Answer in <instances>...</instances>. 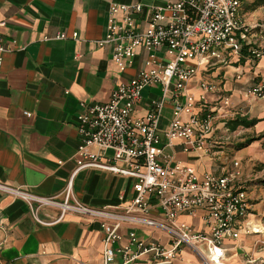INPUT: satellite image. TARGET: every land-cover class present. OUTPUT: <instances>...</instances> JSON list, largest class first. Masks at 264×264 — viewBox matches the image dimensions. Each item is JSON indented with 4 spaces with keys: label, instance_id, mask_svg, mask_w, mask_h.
Segmentation results:
<instances>
[{
    "label": "crops",
    "instance_id": "obj_1",
    "mask_svg": "<svg viewBox=\"0 0 264 264\" xmlns=\"http://www.w3.org/2000/svg\"><path fill=\"white\" fill-rule=\"evenodd\" d=\"M136 1L0 0V37L7 48L0 71L1 185L36 197H57L61 202L73 179V193L82 204L118 212H124L137 196L136 179L95 168L75 174L73 159L80 145L77 127L83 107L109 102L117 87L130 81L143 67L144 51H140L132 67L119 69L112 59V47L99 46L106 37L110 6ZM168 1L159 0L157 4ZM249 2L241 10L244 19V8ZM60 35L66 38H59ZM227 59V65L200 66L188 86L197 101L202 81L218 87L209 97V109L219 110L223 102L220 100H229L227 107L222 106L224 114L217 113L205 152L187 153L179 141L163 149L164 155L194 167L199 175L221 176L237 169L245 174L264 163V149L259 155L255 152L262 148V141L239 150V140L233 138L239 128L233 131L227 126L240 117L258 120L255 126L240 129L257 136L264 133V98L248 95L252 86L264 80V56L251 67L248 60L240 62V56ZM159 100V86L145 89L133 116L145 117ZM173 106L170 99L164 102L161 132L172 119ZM255 173L254 179L245 180L252 206L249 222L254 217L255 229H262L254 236L243 233L237 241L224 243L225 256L231 264H239V256L247 257V253L264 258V200L257 203L259 194H264V185L258 182L264 172ZM60 216L56 208H41L38 218L53 223L42 225L21 197L0 191V264H103L102 222L73 213L58 221ZM150 216L163 219L156 208ZM179 222L207 230L202 210L181 215ZM130 230L141 239L170 244L168 235L161 231L130 225L121 228L123 234ZM137 264H149L148 258L143 257ZM173 264L203 263L192 251L184 249Z\"/></svg>",
    "mask_w": 264,
    "mask_h": 264
},
{
    "label": "built area",
    "instance_id": "obj_2",
    "mask_svg": "<svg viewBox=\"0 0 264 264\" xmlns=\"http://www.w3.org/2000/svg\"><path fill=\"white\" fill-rule=\"evenodd\" d=\"M151 1L110 6L106 37L99 46L112 47V59L119 69L132 67L140 51L146 57L143 67L117 87L109 102L83 107L77 127L80 145L73 157L75 174L95 168L136 179L137 196L124 212H118L82 204L73 193V179L61 202L57 197H36L1 184L0 191L21 197L42 225L53 224L38 218L40 209L47 207L60 210L58 221L70 213L100 220L103 264H137L143 257L149 264H173L184 249L204 264H221L227 240L237 241L242 233H260L255 227L247 229L252 206L245 182L238 183L240 173L236 170L221 176L199 175L194 167L164 155L163 149L177 141L187 153L207 149L217 113L224 114L222 106L227 107L229 100L221 99L219 110L209 109V97L218 87L202 81L198 103L188 86L200 66L227 65V57H239L246 42L257 44L241 14L243 5L251 0H170L164 5ZM258 47L253 54L260 60L264 50ZM6 52L0 37V71ZM254 63L248 60L250 67ZM152 86L160 87L161 102L145 117L135 118L133 112L143 91ZM248 95L264 98V80L252 86ZM169 99L174 101L173 116L161 132V114ZM154 208L163 219L151 218ZM199 210L204 211L206 232L179 222L181 215H194ZM124 225L161 231L168 235L170 244L141 239L134 230L123 234Z\"/></svg>",
    "mask_w": 264,
    "mask_h": 264
},
{
    "label": "rangeland",
    "instance_id": "obj_3",
    "mask_svg": "<svg viewBox=\"0 0 264 264\" xmlns=\"http://www.w3.org/2000/svg\"><path fill=\"white\" fill-rule=\"evenodd\" d=\"M259 2H260V0H251L248 3V5L244 8V15H245V24L250 28L251 35H252V37H254L253 39H255L257 45L260 46L264 50V0H263V3H261L260 5H257L254 10H251L249 8L250 6H252L256 3H259ZM257 99H263V98H257ZM211 101H214V100H211ZM233 134H234L233 138L235 139L236 142L239 140V143L244 142L247 138L257 136L256 134H252V133L249 134V132H247L243 129H240V128H239V132H236ZM261 149H264L263 146H262V148H258L255 151L257 155L262 153ZM236 171L240 173L238 183H244L245 180L250 181V180L254 179L253 175L256 174L255 173L256 166H253L252 168H250V171L245 172V174H244V171L242 169H240V170L237 169ZM261 175H262L261 177L264 178V174L262 173ZM244 184H246V182ZM256 190L258 191V189H256ZM263 195L259 194V198H257L258 199L257 203H260L264 200ZM254 219L255 218L253 217L252 220L248 223V225H247L248 230L253 228L254 224L257 223L254 221ZM260 229H262V228L260 227ZM263 232H264V227H263ZM242 234H241V236H242ZM245 234H247V233H245ZM253 234H255V233L252 232L251 234H247V235L251 236ZM241 236H240V238H241ZM262 237H263V235H262ZM262 246L264 247V244ZM246 256L247 257H243L241 255L239 256V264H264V258L262 256L259 258L258 257L256 258L253 255L249 256V253H247ZM199 260H200V262H202L204 264V261H202L200 258H199ZM221 264H231V262H229V258H226L225 252H224V260L222 261Z\"/></svg>",
    "mask_w": 264,
    "mask_h": 264
},
{
    "label": "trees",
    "instance_id": "obj_4",
    "mask_svg": "<svg viewBox=\"0 0 264 264\" xmlns=\"http://www.w3.org/2000/svg\"><path fill=\"white\" fill-rule=\"evenodd\" d=\"M261 3H263V0H260L259 3H256L252 6H250L249 8L251 10H254L255 7L257 5H260ZM259 50V47L257 44H253V43H248L246 42L244 45H242V48H241V51L239 53V56H240V62H242L243 64L247 61V60H255L256 62L259 61V59H256L253 52ZM258 123V120H249L247 118H238L234 121H229L227 123V126L235 131L237 130L238 128L240 127H243V128H250V127H253L255 126L256 124ZM257 141H262V146L264 148V133L261 134V135H258V136H253V137H250V138H247L244 142L242 143H239L237 144V148H239V150L241 149H244L246 147H249L251 144H253L254 142H257ZM256 172L260 173V172H264V163L262 164H259L256 166ZM258 182H260L262 185H264V178H260L258 180Z\"/></svg>",
    "mask_w": 264,
    "mask_h": 264
}]
</instances>
